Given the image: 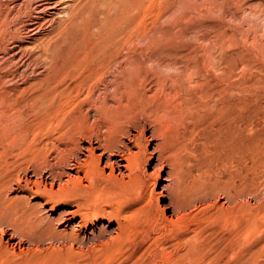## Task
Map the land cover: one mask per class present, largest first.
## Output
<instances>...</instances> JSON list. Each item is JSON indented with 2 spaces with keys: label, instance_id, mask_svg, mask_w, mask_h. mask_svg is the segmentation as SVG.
<instances>
[{
  "label": "bare ground",
  "instance_id": "obj_1",
  "mask_svg": "<svg viewBox=\"0 0 264 264\" xmlns=\"http://www.w3.org/2000/svg\"><path fill=\"white\" fill-rule=\"evenodd\" d=\"M10 3L13 4L18 2L16 0H7L4 2L5 6H8ZM58 3L62 5V7L60 6L61 9L55 8V5ZM1 4L2 3H0V5ZM133 4L134 0H72V2L71 0H43L39 8L44 11L45 9H52L51 19H54V15L57 16L62 13L67 15L62 24H59L57 20L59 24L57 25L58 35L53 40L52 44L47 46L42 45L41 52L38 51L39 53H36L37 56L34 54L36 56V58L34 57L35 59H40L41 62H43L42 66L47 70L45 76L44 74H42L44 76L42 78L38 75L31 76V79L25 77L22 66L26 62H24L23 65L19 63L17 69H15L16 72H11L9 70L10 68L6 70L7 67H5L6 69L4 70L6 72L0 75V211L4 212V215L10 216L11 219L13 218V223L9 226L12 228L13 232L19 236H25V238L34 243L42 241H53L57 243L56 247L52 248L49 252L46 251L42 255V259L45 260L47 264H108V262H113L112 260L117 257H126L127 259V257L131 258L137 256L142 251L149 252L153 259L156 261L160 260L163 264H177L176 262L194 250L199 233L202 231H200L201 226L199 219L202 221L200 217H202L204 213V207L205 209L207 208L206 206L203 207L202 203L204 204L206 198L209 197L206 187H209L213 182L209 180L211 184L207 185L206 177L204 173L201 176V173H199L200 170L198 173L201 177H198L199 175H197L196 171L195 174H193L190 169H192L193 166L195 167V165L188 164L189 160L188 163L185 162L188 164L185 170L183 168L184 157L181 151L191 156L196 151L193 145L195 141L201 139H199L200 134L198 133L199 131L197 132L198 128L196 127L197 117L201 111L208 107L209 98H212V95L216 97L215 94L222 92V90L227 89L228 91L231 87V80L228 79L229 76L223 78L219 83L214 85L212 82H210L211 85L208 83H201V88L195 92V94H190L189 97V94L181 93V90L184 88L186 90V87L180 89L178 86L180 91L176 92L177 90H174L176 92V97H172L174 98L172 101H176L174 107H177L178 102L181 108V110H179V112L181 111L180 114L174 111L175 114L177 113L179 115L178 117L174 115L175 119L178 118L176 121L173 120L174 118L169 117L172 114L170 113L169 115V111L162 105L163 103L161 104L163 106L161 109L145 108L139 103L140 107L143 108L142 111L145 116L142 121L133 120L132 116V119H130V117L126 118L132 121H126V119L124 121L120 119L122 115L119 116L120 114L118 111L117 113L119 115L116 112L114 113L119 117H111V119L107 117L108 113H103L104 116L107 115L105 117L109 120L106 122L105 120L101 123L99 122L100 125H98V123L90 132L84 131L87 134L84 135L86 139L87 137L88 139L94 137L96 143L94 146L91 144L92 142L90 143L91 140L86 142L88 143L86 146L81 144L78 135L82 138L83 136L80 134L85 133H81L78 130L79 125L74 121L76 115L73 116L74 113L72 112L71 116V109H64L66 104L73 105L72 100H80L79 97L83 94L87 96L93 95L97 86H99V82L104 80L107 74L109 75V65L116 63L119 58H121V46L117 42L119 41V34L115 38L117 33L114 34L113 30L120 20L125 22V13L127 14L129 9L132 10ZM18 6L17 4V7ZM34 7L35 6L32 8ZM2 10L5 11V9ZM15 14L17 13L15 12ZM18 15L21 16V14ZM14 17L13 15L12 21ZM6 21H4V23ZM51 21L53 22V20ZM32 22L34 23V21ZM42 23L44 24L45 22L43 21ZM46 23H49V21ZM24 24L26 25V22ZM15 25L18 26V24ZM39 27H37V29ZM127 28L128 27H125L124 30ZM13 29H15V27H13ZM17 29L14 32H16ZM135 32V26L134 28L131 27V33L129 32V34L133 35ZM102 34L107 38V43H105L106 45L103 48L97 51L89 50V48H86L87 46L84 47L82 44L77 43L78 40L80 41V39L77 40V38L86 39L92 35ZM121 34L122 31L120 35ZM7 38L9 39L8 36ZM32 38L34 39V37ZM11 40L13 39L10 38V40L6 42H10ZM24 41H26V39ZM17 42L20 45H17V47L20 48L23 41L21 42L18 39ZM32 42H34V40ZM0 43H2V41ZM6 44L9 45V43ZM26 48L29 49L28 47ZM30 48L33 47L30 46ZM3 49H5L4 52H6V48L4 47ZM3 49L1 48V50ZM15 52L18 51L15 50ZM21 53L22 52L19 50L18 55L16 53L9 54L11 56L8 57V63H6V65L9 67L13 59H17V56L18 59L15 60L18 61L19 57L21 58ZM212 57L213 55L209 58L214 59ZM126 59L124 64L133 63L135 60L133 55H129ZM150 61H152V59ZM37 64L35 65L36 67ZM134 65L135 64H131L130 66L136 69L133 67ZM1 66L2 65H0V67ZM143 66L146 67L145 64H143ZM174 67L176 68V66H173V68ZM220 68L222 69V67ZM188 71L190 73V68ZM215 71L214 75H217ZM138 72L140 73V71ZM218 72L219 74L221 73L220 69ZM116 74L118 75L117 70L115 73H110L111 77H114ZM141 75L142 74H140V76ZM189 78H193L192 74H189ZM191 80L193 81L196 79L193 78ZM134 81H136V79ZM190 82L189 80V83ZM178 84L184 86L182 83ZM116 86H118V84H116ZM192 86L191 88H193ZM111 87L113 86H110V88ZM107 89L110 91L108 87L105 89V92ZM190 89L188 88L187 90ZM114 92L115 91H113V94ZM229 92H231V89ZM144 94H146V92H144ZM144 94L142 92L141 100L144 99ZM172 94L174 95V93ZM128 95L129 94H127V96ZM104 97L106 98V96ZM109 97L111 96L109 95ZM105 98L102 102L106 101ZM167 99L168 101L165 102L169 103V98ZM120 100H122V98ZM136 100L137 99H135V101ZM189 100H191L190 103H192L191 107L195 104L194 113L189 112L190 110L188 111V109H190V106L188 107V104H190L188 103ZM135 101L134 104L136 105L138 101H136V103ZM120 102L122 103V101ZM172 103L170 102L168 105ZM83 105H85L84 102ZM89 106L93 107V104ZM211 108L212 107L209 109ZM81 109L79 111H81ZM130 110L134 111L133 109ZM123 111L125 110L123 109ZM128 112L130 111L125 112V114ZM81 113L84 114L83 111ZM52 115H56V119L60 120L58 124L60 128L59 130L57 129L58 135L54 137L55 139L50 137L45 138L44 136L45 140H42L40 139V135L43 133L40 131V128L38 129L37 124L44 123V121L49 119ZM134 115L136 116L137 114ZM98 116L102 117L100 115ZM211 117L208 118V120L211 119ZM229 117L231 116L229 115ZM94 118L95 117H93V119ZM80 122L82 123V121ZM93 122L95 121L91 119V126L95 125H92ZM75 123L78 127L74 125ZM81 123L79 124L81 125ZM219 123H221V121ZM86 125L85 129H87ZM148 125L151 127L152 138H157V142L153 144L151 152L148 151L149 141L144 136V129ZM82 126H84V124ZM131 129H135L137 131L136 134L131 133ZM46 130L49 132L48 129ZM224 131L226 132L225 129ZM132 148H135V150H131ZM96 151H99V153H96ZM26 156L29 158L28 162L25 161ZM152 159L155 160L153 171L148 172L146 169ZM103 160L104 165L102 166L101 162ZM29 165H31L33 172L36 174L40 170L45 169L47 172L46 174L52 179L62 181V184L56 189L36 183L29 186L31 183L29 184L28 179L26 180L22 175ZM104 167H108L110 170L109 173L105 174ZM164 167H168L166 176L163 178V181H166V183L161 185V190L157 192L156 189L159 187V179L161 178V172ZM115 169H117L118 174H114ZM208 170L205 172H208ZM201 171H204V169ZM186 175L188 176L186 177ZM216 176L215 178H217ZM212 179H214V177ZM221 185L220 183V186ZM222 188L224 187H221V189ZM15 190H18L19 195L17 194V196L15 194L14 196H10L12 191L14 192ZM29 192L40 194L49 203L71 201L74 203V208L60 211L55 218L38 216L33 204H29L24 199V195ZM160 198L167 200L163 206L159 204ZM193 206L195 208H191ZM168 210L171 211L170 216H166L165 214ZM207 215H205V217ZM16 216L21 218L20 222L17 220ZM76 216L78 217V221L73 220ZM96 217L105 218L107 221L114 220L116 226L108 230V223L106 226H103L105 228L100 227L97 230L96 227L91 226ZM89 225L91 226L90 230L88 229ZM128 244H132V247H129ZM83 246L85 248H82Z\"/></svg>",
  "mask_w": 264,
  "mask_h": 264
},
{
  "label": "rangeland",
  "instance_id": "obj_2",
  "mask_svg": "<svg viewBox=\"0 0 264 264\" xmlns=\"http://www.w3.org/2000/svg\"><path fill=\"white\" fill-rule=\"evenodd\" d=\"M5 1L7 0H0V3H2L0 7L3 5V7L0 8V20L3 18V21H0V42L2 41V43H0V60L3 61L4 59L3 62L0 61V65H2L0 67V75H3L4 72H6L4 70L6 69L5 67H7L6 70L10 68L9 70L11 72H16L15 69L19 66L18 64L20 63L23 65V63L26 62L22 66V71L24 72L25 77L31 79V76L38 75L42 78L45 76L47 70L42 66L43 62H41L40 59L35 58L37 54L41 52L42 45L47 46L52 44L53 40L58 35L57 25L62 24L67 15L62 13L58 14V17L54 15L55 20L53 18L51 19L52 9H45L44 11L39 8V5L43 0H16L18 3H10L8 6L6 5L7 7L4 4ZM32 1L35 2L33 3ZM17 4L19 5L18 7ZM33 6L35 7L32 8ZM60 6L62 7V5L58 3L55 5V8L61 9ZM133 7L132 10L129 9L127 14L125 13V22L120 20L113 30L114 34L117 33L115 38L119 34V41L117 42L121 46V52L119 50L121 58L117 61L118 63H113L114 66L113 64L109 65V75L110 73H115L116 70L118 71V75L116 74L114 77H111V75L109 76L107 74V79L105 77L104 80L99 82V86H97L96 91L94 92L95 95L93 94L95 97L93 95L87 96L83 94L79 97L80 100H72L73 105L66 104L64 109H71V113L69 112L71 116L72 112L74 113L73 116L76 115L74 121L77 122L79 127L81 126L80 128L82 130H84L82 131L78 125L76 126V123L74 125L78 127V130L81 133H85L86 131L90 132L99 122L101 123L104 120L106 122L109 120L108 118L111 119V117H117L119 114V116L122 115L120 119L124 121L129 117L130 119L133 117V120L142 121L145 116L142 111L143 108L140 107V105L145 108L150 107L153 109H161L164 106L167 108V111H169V115L170 113L173 115H170L169 117L174 118L173 120L176 121L178 118L175 119V117L179 116L178 114L181 113V111L179 112L181 108L179 107L178 102L177 107H174L176 101H172V99L176 97L175 93L180 91L179 87L180 89L186 87V90L184 88L181 90V93L189 94V97L190 94H195V92L201 88L203 83L211 85L210 82H212L214 85L219 83L223 78L229 76L228 79L231 80V87L228 91L227 89L222 90V92L215 94L216 97L212 95V98H209L208 107L201 111L199 114L200 117H197L196 127L198 128L197 132L199 131L198 133L200 134L199 139H201L195 141L193 145L196 150L194 152L195 154L193 153L191 156L181 151V154L184 157L183 168L186 170L188 164L195 165L190 171L193 172V174H195L196 171L197 175L201 173V176L204 173L208 183L207 185L211 184L210 181L215 185L213 183L209 187L206 185V191L209 193V197L206 198L205 205L202 203V206H206L207 208L205 209L204 207V213L202 217H200L202 218V221L199 219L201 226L200 231L202 230V233H199L196 247L190 254L176 263L264 264V0H134ZM2 9H5V11ZM18 14H21V16ZM13 15L15 16L13 21L15 24H18V26L12 21ZM50 19L53 20V22ZM57 20L59 24L57 23ZM4 21L6 22L4 23ZM43 21L45 22L44 24L42 23ZM48 21L49 23H46ZM23 22H26V25ZM54 23L57 24L55 25ZM39 26H42L43 28L41 27L40 29ZM134 26L136 32L131 35L129 32L131 33V27L134 28ZM13 27H15V29H13ZM16 27L21 28L17 29ZM37 27L39 28L37 29ZM125 27L128 28L124 30ZM16 29L17 31L14 32ZM121 31L122 36L120 35ZM18 33L20 34L17 35ZM134 35L137 36L135 37ZM32 37H34V39ZM4 38H7L8 40ZM10 38L13 40L6 42L9 41ZM18 39L21 42L23 41L20 48L17 47V45L20 46L17 42ZM25 39L26 41H24ZM78 39H80V41ZM106 39L107 38L104 34L92 35L86 39L77 38V43L82 44L84 47L87 46L86 48H89V50L97 51L106 45ZM33 40L34 42H32ZM6 43H9V45ZM3 46L6 48V52L10 53L4 52L5 49H3ZM30 46L33 48H30ZM1 48L3 50H1ZM15 50L18 52H15ZM19 50L23 53H21V58L19 57L18 61H16L18 56L17 59L14 58L13 62L10 63L8 67L6 63H8V57L11 56L9 54L16 53L18 55ZM210 53L213 55L212 58H214L215 61L217 59L216 62L214 59H210L212 56ZM30 54H36V56H31ZM131 54L136 61L134 60L133 63L124 64V61L127 60L126 58H128L129 55L132 56ZM148 56L152 61L149 60ZM36 64L37 67L35 66ZM131 64H135L133 67L136 69H133L130 66ZM143 64H145L146 67H144ZM173 66H176V68H173ZM220 67H222L223 70ZM189 68L190 73L188 71ZM219 69L221 71L220 74L218 72ZM136 70L137 73H139L138 71H140V73L137 74ZM214 71L217 75H214ZM222 71L223 73H226L223 74ZM188 73L192 74V77L196 80L192 81L191 79L193 78H189ZM42 74H44V76ZM140 74L142 75L140 76ZM135 79L136 81H134ZM189 80L191 81L190 83ZM115 83L118 84V86H116ZM178 83H182L184 86ZM110 86L113 87L110 88ZM191 86L193 88H191ZM108 87L110 91L107 89L105 92V89ZM188 88L191 89L187 90ZM230 89L231 92H229ZM112 90L115 91L114 94ZM174 90L177 91L175 92ZM99 91L108 94L105 95L103 93V95ZM140 91L141 94L142 92L143 94L144 92L148 94H144L143 101L141 100L142 95L140 94ZM172 93H174V95ZM127 94L129 95L127 96ZM102 95L103 97L106 96V98L104 97L106 100L105 102H102V100H104ZM109 95L111 97H109ZM173 96L174 98H172ZM121 98L122 100H120ZM167 98H169V103L173 102V105L171 104L172 106L165 102L168 101ZM135 99H137L136 101H138V104ZM120 101H122V103ZM134 101L136 105L134 104ZM83 102L85 105H83ZM190 102L191 100L188 101V103ZM92 104L93 107L89 106ZM191 104L192 103L188 104V107L190 106L188 111L190 110L189 112L194 113L195 104H193L192 107ZM210 107L212 108L209 109ZM80 109L81 111H79ZM123 109L125 111H123ZM130 109H133L134 111H131ZM82 111L84 114L81 113ZM127 111L130 112L125 114ZM174 111H177L178 114H175ZM103 113H108V116L105 115L108 118L105 117ZM134 114L137 115L135 116ZM98 115L102 117H99ZM229 115L231 117H229ZM93 117L96 119H93ZM210 117L211 119L208 120ZM91 119L92 121H95L92 124H95L94 126H91ZM130 119H126V121H132ZM77 120L82 121V123ZM219 120L221 123H219ZM59 123L60 120L56 119V115H52L49 119H46L44 123L37 124L38 129L40 128V131L43 133L40 135V139L45 140L46 137L55 139L54 137L58 135V130L60 128L58 126ZM79 123H81V125ZM100 123L98 125H100ZM83 124L84 126H82ZM85 125L89 131L85 129ZM46 129H48L49 132ZM150 129L151 127L149 125L144 129V136L149 141V152L152 151L153 144L157 142V138H152ZM136 132L135 129H131V133L136 134ZM80 135L83 137L81 138V136L78 135V138L83 146L88 145L86 142H89L90 140V143L92 142L91 144L93 146L96 145L94 137L88 139L86 136V139L84 136L87 135L86 133ZM131 150H135V148H132ZM96 153H99V151H96ZM27 158L28 156H26V162L29 161V158ZM154 162V159L149 162L146 169L148 172L153 171ZM103 163L104 160L101 162L102 166L104 165ZM29 167L22 174L26 180L28 179L29 184L31 183L29 186L36 183L56 189L62 184V181L52 179L46 174L47 172L45 169L40 170L36 174L33 172L31 165H29ZM167 169L168 167H164L161 172L159 187L156 189L157 192L161 190L160 186L166 183V181H163V178L166 176ZM202 169H204V171H201ZM206 170H208V172H205ZM109 171L108 167H104L105 174L109 173ZM114 174H118L117 169H115ZM211 175L214 179H212L213 177ZM187 176L188 175H186V177ZM201 176L199 175L198 177ZM215 176L217 178H215ZM219 182L222 184L221 186ZM221 187H224L225 189H221ZM15 194L19 195L18 190H15L14 192L12 191L10 196H14ZM24 196L25 201L29 204H33L37 215L42 217L48 216L47 218H55L60 211L74 208V203L71 201L49 203L44 197L35 192H29ZM166 202L167 200L164 198L159 199V204L162 206ZM191 208L195 207L193 206ZM0 212V264H47V262L42 259V255L46 251L49 252L52 248L56 247L57 243L53 241L34 243L25 238V236H19L14 233L10 227L13 223V218L11 219L10 216L4 215V212ZM165 214L166 216H170L171 211L168 210ZM205 215L207 216L205 217ZM16 218L19 222L21 221L20 217L16 216ZM73 220L78 221V217H74ZM108 223V230L116 226L114 220L107 221L102 217H96L91 226L96 227L98 230V228L106 226ZM91 226L89 225V230ZM128 246L132 247V244H128ZM82 248L85 247L83 246ZM117 258L112 260L113 262H108V264H163L160 260L156 261L153 259L147 251H142L135 257H127L128 260L126 257H123L124 259L122 257Z\"/></svg>",
  "mask_w": 264,
  "mask_h": 264
}]
</instances>
